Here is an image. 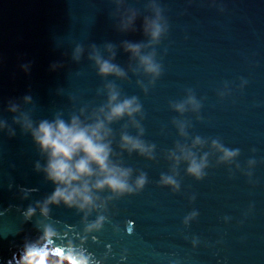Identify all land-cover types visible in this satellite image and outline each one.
Here are the masks:
<instances>
[{
  "label": "water",
  "instance_id": "1",
  "mask_svg": "<svg viewBox=\"0 0 264 264\" xmlns=\"http://www.w3.org/2000/svg\"><path fill=\"white\" fill-rule=\"evenodd\" d=\"M157 9L165 30L149 44L145 18ZM125 42L146 45L159 72H145ZM94 53L124 74H100ZM110 88L140 105L107 122L109 159L130 169L134 190L93 189L102 206L49 202L43 215L56 185L21 114L34 127L73 115L91 123L107 110ZM0 121V264H20L29 243L59 247L52 254L70 263L69 242L88 264H264V0H0ZM122 133L151 145L150 154L121 147ZM213 140L235 155L221 159ZM178 146L207 154L200 177L173 158ZM98 215L100 226L86 231Z\"/></svg>",
  "mask_w": 264,
  "mask_h": 264
},
{
  "label": "clouds",
  "instance_id": "2",
  "mask_svg": "<svg viewBox=\"0 0 264 264\" xmlns=\"http://www.w3.org/2000/svg\"><path fill=\"white\" fill-rule=\"evenodd\" d=\"M135 13H132L121 19V27L127 28L131 25ZM165 30V25L161 22L159 10H156V16L149 19L145 18L144 31L150 37L149 44L157 41L161 33ZM125 48L132 56L138 59L140 65L143 66L145 72L156 74L160 70L159 64L154 60L153 53H143L141 49L146 45L141 43L125 42ZM111 46L109 45V48ZM80 48L77 47L75 56L78 58ZM93 58L98 66L97 70L100 74L114 73L123 75V69L112 63L109 59L102 58L99 54L94 53ZM26 101L30 97L24 98ZM187 103L194 108L198 107V102L195 97L189 95ZM178 110H183L185 102L175 104ZM11 110L17 109L16 104L10 105ZM140 105L135 96L118 99V92L114 89H109L107 110L105 107L99 109L96 118L91 123H85L76 115H73L69 121L62 118L54 120L43 119L38 124L33 126L32 121L26 114H21L20 121L22 126L31 131L35 142L40 146V149L46 153V163L44 171L46 176L51 179L56 187L53 192L40 203V211L43 215L48 214L49 202L58 203L63 201L69 206H76L82 210H90L98 206L97 197L94 195L93 189H101L107 186L113 192H131L134 190L133 185L129 184L128 176L130 169L121 167L113 163L110 159V141L106 139L110 134L111 129L107 127V122L117 119L125 114L130 118L133 114L139 111ZM4 126V122L0 121V127ZM183 133V124L180 126ZM201 143L199 137L194 138L193 144ZM213 145L222 150L221 159H227L235 155L236 149L229 150L218 145L215 140ZM121 147H126L129 150L138 149L141 152L150 154L151 145H145L138 137H133L127 133L121 134ZM180 155L173 153V158L179 160L181 158L188 160L187 171L196 177H200L205 164L207 163L205 156L202 155L199 159L191 151L185 150L184 146H178ZM39 167V164H37ZM94 177V179H93ZM145 182V176L141 173L135 179V187H141ZM162 183H168L174 187H178L177 182L172 176L162 175ZM35 209L29 207L25 215L31 216ZM103 215H98L96 220L86 225V231L93 228H98ZM55 234L54 229L50 225H45L43 230L44 238H50ZM68 251L65 253V258L70 261V264H88V257L83 250H74L71 242L67 245ZM52 251L57 254L61 253V248L57 247ZM47 250H41L35 244H26L24 258L28 264H48ZM58 264V262H57Z\"/></svg>",
  "mask_w": 264,
  "mask_h": 264
},
{
  "label": "rangeland",
  "instance_id": "3",
  "mask_svg": "<svg viewBox=\"0 0 264 264\" xmlns=\"http://www.w3.org/2000/svg\"><path fill=\"white\" fill-rule=\"evenodd\" d=\"M44 250H47V262L48 264H70L69 262H65L62 258H59L58 256L52 254V251L49 247H46ZM23 263L21 264H28V261L24 258V255H22Z\"/></svg>",
  "mask_w": 264,
  "mask_h": 264
},
{
  "label": "bare ground",
  "instance_id": "4",
  "mask_svg": "<svg viewBox=\"0 0 264 264\" xmlns=\"http://www.w3.org/2000/svg\"><path fill=\"white\" fill-rule=\"evenodd\" d=\"M18 259H19L20 264H21V262L23 263L22 256H19Z\"/></svg>",
  "mask_w": 264,
  "mask_h": 264
}]
</instances>
